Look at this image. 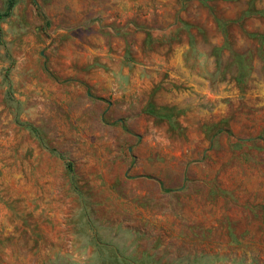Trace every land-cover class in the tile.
<instances>
[{"label":"rangeland","instance_id":"374dc122","mask_svg":"<svg viewBox=\"0 0 264 264\" xmlns=\"http://www.w3.org/2000/svg\"><path fill=\"white\" fill-rule=\"evenodd\" d=\"M0 264H264V0H17Z\"/></svg>","mask_w":264,"mask_h":264},{"label":"trees","instance_id":"16d2710c","mask_svg":"<svg viewBox=\"0 0 264 264\" xmlns=\"http://www.w3.org/2000/svg\"><path fill=\"white\" fill-rule=\"evenodd\" d=\"M16 1L17 0H9L8 1L7 6H6V10H5V12L2 15H0V19L1 18H5V17H7L9 15V13H10V11H11V9H12V7H13V5H14V3ZM68 168H70L69 165H68Z\"/></svg>","mask_w":264,"mask_h":264}]
</instances>
